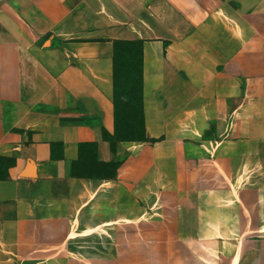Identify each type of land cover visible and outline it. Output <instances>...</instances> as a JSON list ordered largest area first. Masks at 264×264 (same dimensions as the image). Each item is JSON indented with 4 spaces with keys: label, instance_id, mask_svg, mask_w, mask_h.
I'll return each instance as SVG.
<instances>
[{
    "label": "crops",
    "instance_id": "obj_1",
    "mask_svg": "<svg viewBox=\"0 0 264 264\" xmlns=\"http://www.w3.org/2000/svg\"><path fill=\"white\" fill-rule=\"evenodd\" d=\"M0 264H264V0H0Z\"/></svg>",
    "mask_w": 264,
    "mask_h": 264
},
{
    "label": "trees",
    "instance_id": "obj_2",
    "mask_svg": "<svg viewBox=\"0 0 264 264\" xmlns=\"http://www.w3.org/2000/svg\"><path fill=\"white\" fill-rule=\"evenodd\" d=\"M133 51L137 63H138V112L137 117L139 119V137L135 135H126L127 132L130 133V130L126 131L123 127L124 123L128 121L129 116L132 119L133 109L128 107L127 103H120V77L118 74L119 66L122 63L129 64L134 58ZM124 52H128V55H123ZM128 56L129 59L128 60ZM128 88L132 91L133 85L132 81H129ZM113 104H114V139L116 141H134V142H144L146 141L144 123H143V113H142V90H141V44L139 42H120L114 46V75H113Z\"/></svg>",
    "mask_w": 264,
    "mask_h": 264
},
{
    "label": "rangeland",
    "instance_id": "obj_3",
    "mask_svg": "<svg viewBox=\"0 0 264 264\" xmlns=\"http://www.w3.org/2000/svg\"><path fill=\"white\" fill-rule=\"evenodd\" d=\"M123 55H128V52H124ZM133 60L128 62L129 64L122 63L119 66V77H120V103H127L130 109H133L132 119L129 116L127 122L124 123L123 127L127 132L126 135H135L139 137V119L137 117L138 110V63L136 60L135 51H133ZM128 60L129 56H128ZM129 81H132L133 88L132 91L128 88ZM138 130V131H137Z\"/></svg>",
    "mask_w": 264,
    "mask_h": 264
}]
</instances>
